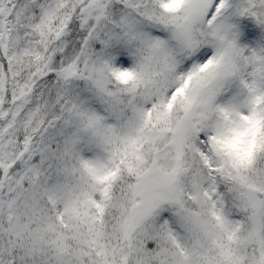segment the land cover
<instances>
[{"label": "snow or ice", "instance_id": "1", "mask_svg": "<svg viewBox=\"0 0 264 264\" xmlns=\"http://www.w3.org/2000/svg\"><path fill=\"white\" fill-rule=\"evenodd\" d=\"M0 264H264V0H0Z\"/></svg>", "mask_w": 264, "mask_h": 264}]
</instances>
